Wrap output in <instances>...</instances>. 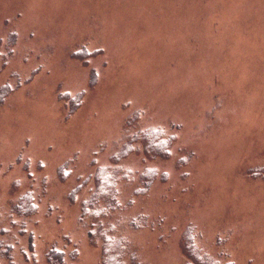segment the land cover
I'll return each instance as SVG.
<instances>
[{
    "label": "rangeland",
    "instance_id": "374dc122",
    "mask_svg": "<svg viewBox=\"0 0 264 264\" xmlns=\"http://www.w3.org/2000/svg\"><path fill=\"white\" fill-rule=\"evenodd\" d=\"M0 243L264 264V0H0Z\"/></svg>",
    "mask_w": 264,
    "mask_h": 264
},
{
    "label": "trees",
    "instance_id": "16d2710c",
    "mask_svg": "<svg viewBox=\"0 0 264 264\" xmlns=\"http://www.w3.org/2000/svg\"><path fill=\"white\" fill-rule=\"evenodd\" d=\"M152 133H154V134H156L157 133V131L156 132H147V133H144V135H143V137H142V141H145V140H147V137H149V136H152L153 134ZM139 138V135H136L135 136V138ZM151 140H153V139H151ZM153 150V149H152ZM153 152H155V153H158V146H157V149H155ZM165 152V151H164ZM94 176V175H93ZM94 178V177H93ZM19 210H20V212H18L17 210V212L20 214V215H22V216H24V217H27V216H29L30 215V213H32L33 211H32V207L30 206V205H24V206H19V207H17ZM82 210H81V206H80V212H79V215H81L82 216ZM82 217H80L79 219L80 220H82L81 219ZM7 249H8V247H7V244L5 243V244H1L0 243V255H2V256H4V257H7V255H6V253H7ZM121 251H122V249H121ZM121 251H120V253H119V250L117 249L116 251H109V252H105V250H104V253L106 254H103V256H102V264H122V261H121V258H120V256H121ZM53 256H54V254H53V252L51 251V253L49 254V261L50 262H52L53 264H55V262L53 261Z\"/></svg>",
    "mask_w": 264,
    "mask_h": 264
}]
</instances>
